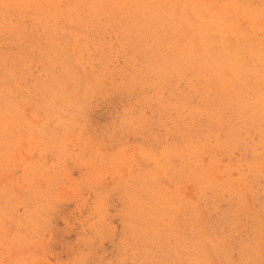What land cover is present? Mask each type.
I'll return each instance as SVG.
<instances>
[{
	"label": "rangeland",
	"instance_id": "obj_1",
	"mask_svg": "<svg viewBox=\"0 0 264 264\" xmlns=\"http://www.w3.org/2000/svg\"><path fill=\"white\" fill-rule=\"evenodd\" d=\"M20 1L0 264H264V0Z\"/></svg>",
	"mask_w": 264,
	"mask_h": 264
},
{
	"label": "bare ground",
	"instance_id": "obj_2",
	"mask_svg": "<svg viewBox=\"0 0 264 264\" xmlns=\"http://www.w3.org/2000/svg\"><path fill=\"white\" fill-rule=\"evenodd\" d=\"M0 1H1V0H0ZM12 1H13V0H12ZM34 1H35V0H34ZM47 1H48V0H47ZM51 1L53 2L54 0H51ZM56 1H57V0H56ZM71 1H72V0H71ZM75 1H76V0H75ZM77 1H78V0H77ZM95 1H96V0H95ZM98 1H99V0H98ZM116 1H117V0H116ZM128 1H129V0H128ZM138 1H139V0H138ZM142 1H143V0H142ZM142 1L140 0L139 2H142ZM146 1H147V0H146ZM146 1H145V2H146ZM20 2H21V1L19 0V3H20ZM38 2H39V1H38ZM52 2H50V6H51V3H52ZM57 2H58V1H57ZM57 2H56V3H57ZM59 2H60V0H59ZM62 2H63V1H62ZM79 2H80V0H79ZM83 2H84V1H83ZM85 2H86V1H85ZM85 2H84V3H85ZM89 2H90V1H89ZM105 2H106V1H105ZM130 2H132V1H130ZM133 2H136V1L133 0ZM145 2H144V3H145ZM16 3H18V2L16 1ZM28 3H31V2H28ZM28 3H27V4H28ZM60 3H61V2H60ZM60 3H59V5H60ZM66 3H67V2H66ZM66 3H65V4H66ZM75 3H76V6H77V2H75ZM75 3H74V4H75ZM80 3H81V2H80ZM93 3H94V2H93ZM98 3H100V2H98ZM102 3H103V1H101V4H102ZM110 3H111V1H110ZM117 3H118V2H117ZM117 3H116V5H117ZM136 3H137V2H136ZM136 3H135V4H136ZM1 4H2V3H1ZM1 4H0V5H1ZM4 4H5V3H4ZM8 4H9V3H8ZM27 4H25V5H27ZM39 4H40V3H39ZM68 4H69V3H68ZM68 4H66V5H68ZM86 4H87V3H86ZM88 4H89V3H88ZM88 4H87V5H88ZM103 4L106 5V3H103ZM108 4H109V3H108ZM111 4H112V3H111ZM120 4H121V3H120ZM133 4H134V3H133ZM31 5L33 6V4H31ZM35 5H36V4H35ZM47 5H49V4L47 3ZM52 5H53V4H52ZM72 5H73V4H72ZM78 5H79V4H78ZM82 5H83V4H82ZM82 5H81V6H82ZM109 5H110V4H109ZM122 5H123V3H122ZM142 5H143V4H142ZM144 5H145V4H144ZM149 5H150V4H149ZM157 5H158V3H157ZM7 6H9V5H7ZM7 6H6V7H7ZM32 6H31V7H32ZM54 6H55V3H54ZM81 6H80V7H81ZM101 6H102V5H101ZM117 6H118V5H117ZM145 6H146V5H145ZM22 7H23V6H22ZM57 7H58V6H57ZM87 7H88V6H87ZM97 7H98V6H97ZM3 8H4V7H3V5H2V8H1V9H3ZM10 8H11V6H10ZM43 8H44V7H43ZM45 8H46V7H45ZM50 8H51V7H50ZM50 8H49V9H50ZM58 8H59V7H58ZM72 8H73V7H72ZM91 8H93V7H91ZM102 8H103V7H102ZM109 8H110V7H109ZM116 8H117V7H116ZM134 8H135V7H134ZM6 9H7V8H6ZM21 9H22V8H21ZM24 9H25V8H24ZM46 9H48V8H46ZM46 9H45V10H46ZM53 9H54V8H53ZM53 9H50V10H53ZM55 9H56V8H55ZM59 9H60V8H59ZM76 9H77V8H76ZM111 9H112V8H111ZM135 9H136V8H135ZM36 10H37V9H36ZM39 10H40V9H39ZM77 10H78V9H77ZM77 10H76V11H77ZM82 10H83V9H82ZM84 10H85V9H84ZM95 10H96V9H95ZM136 10H137V9H136ZM7 11H8V10H7ZM29 11H30V10H29ZM47 11H49V10H47ZM78 11H79V10H78ZM85 11H86V10H85ZM92 11H93V10H92ZM113 11H114V9H113ZM33 12H34V11H33ZM33 12H32V13H33ZM39 12H40V11H39ZM80 12H81V11H80ZM117 12H118V11H117ZM117 12H116V13H117ZM59 13H60V12H58V14H59ZM78 13H79V12H78ZM78 13H77V14H78ZM81 13H82V12H81ZM90 13L93 14L92 12H90ZM109 13H110V12H108V14H109ZM114 13H115V12H114ZM0 14H1V13H0ZM15 14H16V13H15ZM17 14H18V13H17ZM17 14H16V15H17ZM46 14L48 15V14H50V13H47V12H46ZM54 14H55V13H54ZM56 14H57V13H56ZM94 14H95V13H94ZM106 14H107V13H106ZM111 14H112V11H111ZM133 14H134V13H133ZM5 15H6V13H5ZM8 15H9V14H8ZM10 15H11V14H10ZM23 15H24V13H23ZM51 15H52V14H51ZM104 15H105V14H104ZM24 16H25V15H24ZM33 16H34V15H33ZM87 16H88V15H87ZM102 16H103V15H102ZM119 16H120V15H119ZM121 16H122V15H121ZM133 16H134V15H133ZM142 16H143V15H142ZM142 16H141V17H142ZM13 17H14V16H13ZM17 17H18V16H17ZM17 17H16V18H17ZM56 17H58V15H56ZM91 17H92V16H91ZM104 17H105V16H104ZM104 17H103V18H104ZM111 17H112V16H111ZM114 17H115V16H114ZM143 17H144V16H143ZM2 18H3V17H2ZM5 18H6V17H5ZM21 18H22V17H21ZM107 18H108V17H107ZM122 18H123V17H122ZM7 19H8V18H7ZM38 19H39V18H38ZM115 19H116V17H115ZM159 19H160V18H159ZM2 20H3V19H2ZM113 20H114V19H113ZM121 20H123V19H121ZM121 20H120V21H121ZM141 20H142V18H141ZM74 21H75V20H74ZM114 21H116V20H114ZM137 21H138V20H137ZM143 21H144V20H142V22H143ZM6 22H8V21H6ZM138 22H139V21H138ZM145 22H146V21H145ZM19 23H20V22H19ZM36 23H37V21H36ZM119 23H120V22H119ZM4 26H5V25H4ZM4 26H3V27H4ZM6 26H7V25H6ZM6 26H5V28L9 29V28L6 27ZM5 28H4V29H5ZM243 41H244V40H243ZM0 60H1V59H0ZM0 63H1V62H0ZM0 65H3V64L1 63ZM3 71H4V70L2 69V72H3ZM0 90H1V89H0ZM0 95H1V94H0ZM0 108H1V107H0ZM1 111H2V110H1ZM1 115L3 116V114H1Z\"/></svg>",
	"mask_w": 264,
	"mask_h": 264
}]
</instances>
